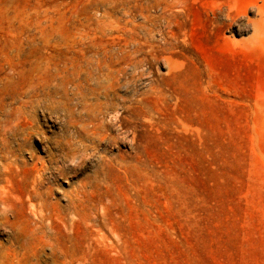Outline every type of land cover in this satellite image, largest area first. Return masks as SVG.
Listing matches in <instances>:
<instances>
[{
  "label": "rangeland",
  "instance_id": "1",
  "mask_svg": "<svg viewBox=\"0 0 264 264\" xmlns=\"http://www.w3.org/2000/svg\"><path fill=\"white\" fill-rule=\"evenodd\" d=\"M130 1L0 0V153L3 137L17 157L9 192L20 234L32 242L26 199L33 167H44L51 227L80 264H264V35L250 30L264 0H184L153 38L164 50L130 57L143 63L116 91L130 104L111 125L114 143L66 157L57 117L40 110L36 132H22L21 93L49 74L81 75V60H106L112 39L101 28L131 20ZM228 7L230 23L218 15ZM8 258L0 264H27Z\"/></svg>",
  "mask_w": 264,
  "mask_h": 264
},
{
  "label": "bare ground",
  "instance_id": "2",
  "mask_svg": "<svg viewBox=\"0 0 264 264\" xmlns=\"http://www.w3.org/2000/svg\"><path fill=\"white\" fill-rule=\"evenodd\" d=\"M130 3L131 1L122 3V9L123 15L129 16L131 20L124 22L122 17H116L110 25L101 28L103 33L106 32L104 35L112 39L111 45L101 46L100 55L106 57V60H81V75L76 77L64 72L49 74L32 82L21 93L19 109L22 112V132L27 136L36 132L31 114L40 110L49 118L52 115L57 117L61 133L55 145L66 157L75 156L78 152L86 153L102 142L114 143L111 125L119 126L123 119L121 112L127 111L130 104L127 98L119 101L116 91L129 84L127 70L130 67L138 69L143 63V60H130V57L143 53L145 49L148 52L164 50L162 47H165V41L162 47H157L152 42L154 36L162 35L158 26L163 24L170 28L173 25L172 19H177L181 14L180 8L183 9L185 1L146 0L142 3V0H133L132 6ZM156 9L161 11V15H152V11ZM232 12L233 7H228L226 10H219L218 15L224 22L230 23L233 19ZM256 12V19L250 22L254 39L264 35V7H257ZM167 13L169 17H166ZM136 17H141L144 23L134 24ZM129 24L135 31L128 29ZM118 37L124 44L114 43L113 38ZM129 46H133L134 50L130 51ZM56 122L50 121L58 125ZM1 142L4 152L0 153V226L8 232L9 241L8 246L2 247L0 263H6L8 256H11L15 259L23 257L27 264H80L78 258L70 255L65 246L61 245L60 238L56 237L57 233L51 227L54 215L48 209L47 195L42 191L44 167H33L35 174L26 199L33 218L29 221V231L32 234L29 238L32 242L28 244V240L24 238L27 236L20 234L9 192V174L17 165V157L5 146L6 140L3 137ZM85 142L89 144L86 145ZM49 162L55 165L56 159L52 156ZM72 207L73 214L78 216L77 206ZM45 248L49 251L48 255L44 253Z\"/></svg>",
  "mask_w": 264,
  "mask_h": 264
}]
</instances>
